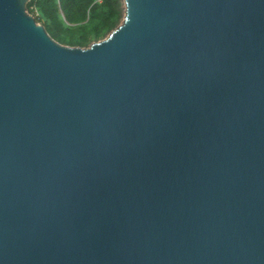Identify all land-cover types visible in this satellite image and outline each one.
<instances>
[{"label": "water", "instance_id": "1", "mask_svg": "<svg viewBox=\"0 0 264 264\" xmlns=\"http://www.w3.org/2000/svg\"><path fill=\"white\" fill-rule=\"evenodd\" d=\"M0 0V264H264V0H123L89 46Z\"/></svg>", "mask_w": 264, "mask_h": 264}, {"label": "trees", "instance_id": "2", "mask_svg": "<svg viewBox=\"0 0 264 264\" xmlns=\"http://www.w3.org/2000/svg\"><path fill=\"white\" fill-rule=\"evenodd\" d=\"M27 9L52 37L87 47L106 37L122 21V0H30Z\"/></svg>", "mask_w": 264, "mask_h": 264}, {"label": "rangeland", "instance_id": "3", "mask_svg": "<svg viewBox=\"0 0 264 264\" xmlns=\"http://www.w3.org/2000/svg\"><path fill=\"white\" fill-rule=\"evenodd\" d=\"M123 1V0H122ZM123 5H124V3H123Z\"/></svg>", "mask_w": 264, "mask_h": 264}]
</instances>
